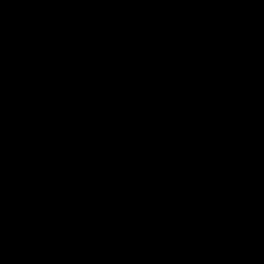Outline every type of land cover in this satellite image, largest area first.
Masks as SVG:
<instances>
[{"label":"water","instance_id":"obj_1","mask_svg":"<svg viewBox=\"0 0 264 264\" xmlns=\"http://www.w3.org/2000/svg\"><path fill=\"white\" fill-rule=\"evenodd\" d=\"M0 264H264V0H0Z\"/></svg>","mask_w":264,"mask_h":264}]
</instances>
